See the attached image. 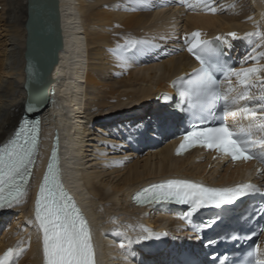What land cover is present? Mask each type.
<instances>
[{"label": "bare ground", "instance_id": "obj_1", "mask_svg": "<svg viewBox=\"0 0 264 264\" xmlns=\"http://www.w3.org/2000/svg\"><path fill=\"white\" fill-rule=\"evenodd\" d=\"M161 1L159 6L152 7L148 0H60L64 48L52 73L55 100L42 109L41 142L30 185L17 201L0 210V227L11 214H20L22 219L18 226L0 234V254L7 246L15 249L12 264H42L33 220L34 186L47 163L56 129L62 137L67 180L93 220L100 264H167L166 255L148 252V237L143 235L152 225L172 231L173 236L182 239V245L191 237L180 211L168 207L141 209L131 204L130 194L143 184L167 177L202 178L224 184L244 176V165L232 167L201 152L174 156L171 131L179 129L180 118L165 104L161 94H173L171 81L198 66L188 51L190 45H183V38L191 31H198L202 40L224 36L231 43L236 69L264 66V0H221L223 8L215 12L198 0H189L188 8L186 0ZM40 3L36 8H41ZM0 5L2 144L20 122L29 94L25 71L29 0H0ZM39 22H43L40 15ZM180 26L183 33L178 36ZM36 28V49L31 52L35 55L45 51L43 43L49 38L45 23ZM232 32L237 39L228 35ZM132 42H137L135 48ZM166 46L172 48L165 51ZM223 88L231 101L237 100L231 103L237 112L230 118L234 128L264 121L259 112L256 118H245L239 113L245 106L264 103L260 99L264 96V70L249 86L240 85L233 75ZM245 92L256 99L239 100ZM150 99L151 107L141 109ZM116 112L119 116L99 121ZM130 119L139 123L143 131L140 141L148 144L150 151L163 143L143 156L133 153L136 160L126 168L121 157L109 154L113 151L109 145L119 146L125 141L110 138L113 132L107 126L115 122L122 126L120 122ZM116 130L121 133L118 127ZM123 132L131 134L126 128ZM89 151L96 158L91 159Z\"/></svg>", "mask_w": 264, "mask_h": 264}, {"label": "snow or ice", "instance_id": "obj_2", "mask_svg": "<svg viewBox=\"0 0 264 264\" xmlns=\"http://www.w3.org/2000/svg\"><path fill=\"white\" fill-rule=\"evenodd\" d=\"M198 2L203 3L205 0H198ZM210 10L216 11L215 8ZM228 35L233 39L238 38L234 32L228 33ZM248 35H256V33ZM191 37L188 51L200 61V67L191 74V78L187 80V87L181 89V95L195 94L201 102L219 101L222 96L219 90L220 82L216 79L214 72L223 71L226 78L234 75L240 85L249 86L254 82V78H259L260 71L264 70V66L233 69L209 64L202 54L215 51L213 41L200 39L198 31L192 33ZM136 44L137 42H132L131 46L135 48ZM238 99L252 101L256 98L245 92ZM260 99L264 100V96ZM231 103L235 104L237 100L233 99ZM228 107L229 100L224 98L226 111ZM258 112L261 117H264V103H260L256 107L245 106L239 109L240 115L245 118H256ZM231 114L235 117L237 112ZM252 127L253 125L250 123L248 129L250 130ZM257 127L264 129V124L257 125ZM36 129L37 125H33L31 129L17 128L14 138L0 146V207H4L6 204L10 206L12 201H17L23 193L29 175L28 166L32 163L33 152L37 145ZM248 135L249 132L243 127L239 131H233L226 124L216 127L197 126L186 132L184 142L177 149V153L199 143L208 149H216L233 160H250L253 158L252 149L257 142L245 138ZM19 138H22V143ZM260 143L264 144V140H261ZM259 158L264 162V152L259 154ZM55 159L56 152L54 150L52 160L55 161ZM58 189L59 196L57 197ZM255 190L256 186L251 183L232 188H208L186 180H168L143 189L136 194L134 199L138 203L175 202L190 205L186 217L190 218L201 208L210 205L219 207L226 203H232ZM35 219L43 232V254L46 264H94V251L88 225L72 203L71 197L60 188L53 163L48 165L47 173L39 188L35 202ZM208 243L211 244L214 241L209 240ZM12 256L13 249L9 248L3 257H0V264H8ZM251 264H264V260L256 259Z\"/></svg>", "mask_w": 264, "mask_h": 264}, {"label": "water", "instance_id": "obj_3", "mask_svg": "<svg viewBox=\"0 0 264 264\" xmlns=\"http://www.w3.org/2000/svg\"><path fill=\"white\" fill-rule=\"evenodd\" d=\"M39 2H41V8H36ZM39 15L43 18L42 23H45L49 30V38L43 43L45 51L35 55L31 52L36 49L34 47L37 35L36 25L42 24L39 22ZM27 28L28 47L25 56L28 62L25 71L29 94L26 107L31 109L30 114H34L53 101L52 73L58 64L60 51L64 48L60 0H29Z\"/></svg>", "mask_w": 264, "mask_h": 264}, {"label": "rangeland", "instance_id": "obj_4", "mask_svg": "<svg viewBox=\"0 0 264 264\" xmlns=\"http://www.w3.org/2000/svg\"><path fill=\"white\" fill-rule=\"evenodd\" d=\"M148 4L152 7H156V6H159L161 4V0H156L154 3L153 1L154 0H148ZM188 2V4L185 6L186 8L189 7V0H186ZM26 2V1H25ZM222 4V5H221ZM205 5L209 7V9L211 8H215L217 10H221L223 8V1L221 0H205ZM163 7V6H162ZM1 14H2V8H1V5H0V17H1ZM180 29V30H179ZM178 29V36L181 35V32L183 31L181 29V26L180 28ZM183 33V32H182ZM179 38V37H178ZM172 48V46H166L165 48V51L168 49L170 50ZM169 52H167L168 54ZM239 60V65H240V59L238 58ZM252 62V61H251ZM249 62L248 65L251 63ZM254 63V62H252ZM233 83H235V79H233ZM158 93L161 92V91H157ZM153 103V100L150 99L148 100L144 105L143 107H141V109H148L151 107ZM119 112H116L115 114L113 115H106L105 118H101L99 121H102V120H105V119H109V118H112V117H116V116H119L118 114ZM114 119V118H113ZM132 120V122L130 121ZM130 120H124L121 123L122 126H119V125H115V123H113L112 125H108L107 127H110L112 129V132L110 134V138H119L121 140H124L123 144L121 145H117V144H113V145H109L110 148L113 149L112 152H109L110 155H118L119 157H121L120 159L123 161V165L124 167H128V166H131L133 165L134 161L136 160V156L135 155H132L133 153H135L136 155H144L148 150L150 151V147L148 146V144H145L143 142H141L140 140V136L142 135L143 131L141 130V127H139V123L134 121L135 119H130ZM134 121V123H133ZM118 123V124H120ZM94 126H97V125H94ZM100 126V125H99ZM131 126V127H130ZM118 127V129L121 131V133H118V130H116V128ZM134 129H133V128ZM124 128H126L128 130V132H130L131 134L127 133V132H123ZM122 129V130H121ZM135 130V131H134ZM99 132V131H98ZM120 134H121V137H120ZM125 134V135H124ZM112 135V136H111ZM117 135V136H116ZM128 135V136H127ZM129 137V138H128ZM124 138V139H123ZM129 140V141H128ZM86 141H89V138H86ZM163 142H160L157 146H161ZM157 146L155 145V148H157ZM91 147V146H89ZM149 147V148H148ZM93 149V147H91ZM153 148V150L151 151H155L156 149ZM98 151V150H97ZM96 151V152H97ZM150 151V152H151ZM90 156H91V159L93 158H96L95 155H93V152L92 151H89L88 153ZM108 160H111V159H108ZM105 161V160H104ZM101 162V161H100ZM99 164V163H98ZM99 165H102V164H99ZM122 165V166H123ZM126 167V168H127ZM1 210V209H0ZM7 212V211H6ZM5 212V213H6ZM8 213V212H7ZM17 213V212H16ZM20 215V214H19ZM19 215H14V214H11L9 217H8V220L0 227V234L1 233H4L5 231L7 230H11L13 226H18L21 222H22V219L20 218ZM162 226L160 225H152L150 226L147 231L145 232V234L143 235V237H149L151 236L153 233L155 234L156 232H160V231H166L167 230H162L163 228H161ZM20 237V236H19ZM21 238V237H20Z\"/></svg>", "mask_w": 264, "mask_h": 264}]
</instances>
